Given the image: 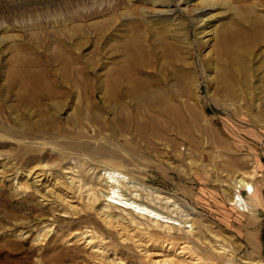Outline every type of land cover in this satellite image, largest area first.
I'll list each match as a JSON object with an SVG mask.
<instances>
[{
  "label": "rangeland",
  "instance_id": "rangeland-1",
  "mask_svg": "<svg viewBox=\"0 0 264 264\" xmlns=\"http://www.w3.org/2000/svg\"><path fill=\"white\" fill-rule=\"evenodd\" d=\"M254 18L260 38L250 71L228 88L217 86L218 31L247 29ZM166 47L175 54L166 55ZM133 48L152 64L149 71L166 72L170 89L179 91L173 103L182 122L168 118L169 130L156 137L136 126L144 119L134 116L132 98H123L131 99L122 104L124 114L106 84L130 69ZM176 67L184 73L180 82L169 72ZM22 84L41 91L27 101ZM66 140L84 141L89 151L104 145L137 181L174 194L194 214L202 249L214 243L213 234L229 245L226 255L198 250L203 260L264 264V208L241 212L230 204L235 175L264 181L258 177L264 173V0H0V264H52V248L85 255L52 226L53 217L54 223L70 218L52 211L50 186L43 188L52 182V145ZM35 166L48 182L33 181L28 172Z\"/></svg>",
  "mask_w": 264,
  "mask_h": 264
},
{
  "label": "bare ground",
  "instance_id": "bare-ground-1",
  "mask_svg": "<svg viewBox=\"0 0 264 264\" xmlns=\"http://www.w3.org/2000/svg\"><path fill=\"white\" fill-rule=\"evenodd\" d=\"M206 8L205 5L197 12ZM258 22V19L254 18L247 29L229 25L228 28L224 27L218 31L213 48V78L218 83L217 86L221 84L223 88H228L232 81L244 78L250 71L248 61L255 42L260 38L258 27L253 24ZM134 49H131L133 52L128 60L126 59L130 69L120 70L122 67L119 66L117 71L121 72L118 71L112 79L108 78L111 79L106 83L110 90L108 92L111 93L110 96H116L115 100L117 98L119 101H116V104L120 103L121 110L126 107L122 106L129 99L123 98H132L137 107L136 111H133L134 116L137 118L142 114L144 119L142 123L137 121L136 126L151 129L152 135L162 130L165 132V128L169 130L168 121L174 119V122H182L179 107L173 103L179 91L173 93L174 89H170L172 86L166 82V72L149 71L147 67L151 68L152 64L145 60L147 58L137 48V51ZM173 51L172 48L166 47L165 54L174 55ZM169 72L177 82H180L184 74L180 67ZM126 80L128 85L125 86ZM20 87L23 89L22 96L27 101L34 100L41 91L38 84H22ZM189 106H186V109L190 111ZM127 112L125 110L124 114ZM194 113L197 112L192 109V114ZM128 128L131 129L130 126ZM66 141L64 143L68 146L58 148L52 145V151L57 149V152L52 154V182H48L47 173L42 168L38 170L39 165L28 172L33 175L35 183L40 180H45L44 184L49 183L43 185V188L50 186L46 191L52 192V211L58 210V216L70 218L61 223H54L57 220L53 217L52 226L56 224L55 227L59 229L58 233L63 239H67L65 236L71 237L73 241L69 244H80L86 251L85 255L81 256L78 254L80 252L77 253L71 247H65L64 250L52 248V264H217L203 260L197 251L204 250L220 255L230 252L227 242H222L215 234L212 236L214 243L202 249L198 245L201 241L199 242V231L194 225V214L184 210L185 207H182L174 194L137 181L128 168L123 167L124 161L115 160L118 155L113 150L101 145L89 151L84 141ZM94 155L103 158L96 160ZM95 162H101L103 166L99 168ZM232 183L234 190L231 200L237 196L248 206L237 189H249V194L255 196L252 193L254 188L250 175L241 171L233 177ZM18 184V187L23 186L22 182ZM45 195L42 194V197H46ZM131 253L134 258L135 253L142 256L143 263L136 262Z\"/></svg>",
  "mask_w": 264,
  "mask_h": 264
},
{
  "label": "crops",
  "instance_id": "crops-1",
  "mask_svg": "<svg viewBox=\"0 0 264 264\" xmlns=\"http://www.w3.org/2000/svg\"><path fill=\"white\" fill-rule=\"evenodd\" d=\"M260 176L261 177H264V173L260 172V174L258 175V177H260ZM256 178H257V176H256ZM254 179H253V184H254L253 185V188L255 187V189H253L254 192L252 191V193L256 195V200H255L256 202L255 203H252L251 202V197H250L251 194L245 195V199L248 202V204L250 205V208H251V205H252V207H254V208L256 207L257 209H261V208H264V187H262V185H261V179H259L256 182H255ZM230 204L233 207H235L231 202H230ZM235 209H237V210H239L241 212H246L247 211V210L246 211L240 210L237 207H235Z\"/></svg>",
  "mask_w": 264,
  "mask_h": 264
},
{
  "label": "built area",
  "instance_id": "built-area-1",
  "mask_svg": "<svg viewBox=\"0 0 264 264\" xmlns=\"http://www.w3.org/2000/svg\"><path fill=\"white\" fill-rule=\"evenodd\" d=\"M262 187H264V181H262ZM235 190H236V188H235ZM237 192H239L240 194H242V195H243V198L245 199V195L249 194V193L251 192V190H249V189L243 190V189L239 188V189H237ZM245 200H246V199H245ZM246 202H247V201H246ZM231 203H232L235 207H237L238 209H240V210H244V211H246L248 208H250L248 202H247V204H248V206H247L243 201L239 200V199L237 198V196H235V199L233 198V199L231 200Z\"/></svg>",
  "mask_w": 264,
  "mask_h": 264
}]
</instances>
